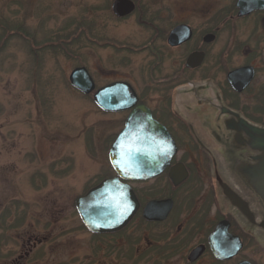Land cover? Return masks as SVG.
Listing matches in <instances>:
<instances>
[{
	"label": "flooded vegetation",
	"instance_id": "1",
	"mask_svg": "<svg viewBox=\"0 0 264 264\" xmlns=\"http://www.w3.org/2000/svg\"><path fill=\"white\" fill-rule=\"evenodd\" d=\"M114 1L109 16L127 28L93 40L112 59L89 72L91 100L103 86L128 83L175 152L142 180L119 177L108 160L106 173L73 198L77 227L102 250L137 246L140 264H264V200L247 175L264 161V0H129L123 16ZM130 111H121L124 121ZM114 177L137 209L122 228L92 232L76 200Z\"/></svg>",
	"mask_w": 264,
	"mask_h": 264
},
{
	"label": "rangeland",
	"instance_id": "2",
	"mask_svg": "<svg viewBox=\"0 0 264 264\" xmlns=\"http://www.w3.org/2000/svg\"><path fill=\"white\" fill-rule=\"evenodd\" d=\"M109 1L0 0V264H140L137 246L102 250L72 207L108 170L125 118L68 81L77 66L108 68L111 51L93 40L127 28L112 21Z\"/></svg>",
	"mask_w": 264,
	"mask_h": 264
},
{
	"label": "water",
	"instance_id": "3",
	"mask_svg": "<svg viewBox=\"0 0 264 264\" xmlns=\"http://www.w3.org/2000/svg\"><path fill=\"white\" fill-rule=\"evenodd\" d=\"M129 0H115L113 12L123 16L132 10ZM69 83L89 94L93 80L84 66L73 68ZM96 105L105 112L131 110L124 126L113 141L108 158L116 174L128 180H142L157 175L175 152L168 138L161 136V126L150 111L138 104L137 96L126 82H115L99 88L94 95ZM264 200V161L256 170L247 172ZM76 205L85 226L92 232H114L122 228L137 209L138 202L131 189L119 183L118 177L106 179L85 195L77 198Z\"/></svg>",
	"mask_w": 264,
	"mask_h": 264
}]
</instances>
